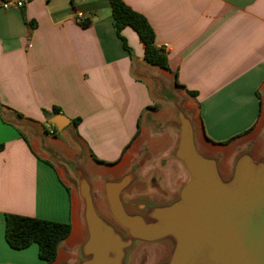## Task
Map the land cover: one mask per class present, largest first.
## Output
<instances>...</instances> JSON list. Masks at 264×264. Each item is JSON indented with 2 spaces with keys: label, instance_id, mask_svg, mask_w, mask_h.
<instances>
[{
  "label": "crops",
  "instance_id": "1",
  "mask_svg": "<svg viewBox=\"0 0 264 264\" xmlns=\"http://www.w3.org/2000/svg\"><path fill=\"white\" fill-rule=\"evenodd\" d=\"M123 1L146 17L158 48L169 46V69L145 61L130 27L122 31L125 48L108 0L0 8V264H42L37 244L8 245L7 214L70 223L52 264H71L81 200L61 159L77 161L96 193L144 154L141 176L158 170L176 140L172 96L191 117L201 150L226 168L240 150L263 154L264 0ZM57 115L70 122L58 129ZM161 173L172 192L184 180L176 163Z\"/></svg>",
  "mask_w": 264,
  "mask_h": 264
},
{
  "label": "water",
  "instance_id": "2",
  "mask_svg": "<svg viewBox=\"0 0 264 264\" xmlns=\"http://www.w3.org/2000/svg\"><path fill=\"white\" fill-rule=\"evenodd\" d=\"M169 101L175 144L147 176L144 154L96 193L77 161L61 159L81 200L83 231L71 264H134L146 249L156 252L151 264H264V151L240 150L226 168L201 150L179 100ZM64 119L70 122L57 115L51 123L61 129ZM172 163L184 173L174 192L161 173Z\"/></svg>",
  "mask_w": 264,
  "mask_h": 264
},
{
  "label": "trees",
  "instance_id": "3",
  "mask_svg": "<svg viewBox=\"0 0 264 264\" xmlns=\"http://www.w3.org/2000/svg\"><path fill=\"white\" fill-rule=\"evenodd\" d=\"M115 21L117 35L128 48L122 31L126 27L132 28L144 44V59L147 63L169 69L168 59L164 50L155 44V32L142 14L132 10L123 0H108ZM85 25V23L83 24ZM195 96L194 92L190 93ZM60 110L54 108V114ZM79 122L75 121L77 125ZM3 146H0V150ZM97 162H101L95 158ZM5 238L8 245L15 250L28 248L32 244L38 245V256L42 264H52L58 257L60 244L71 234L70 223H58L20 215L7 214L5 217Z\"/></svg>",
  "mask_w": 264,
  "mask_h": 264
},
{
  "label": "built area",
  "instance_id": "4",
  "mask_svg": "<svg viewBox=\"0 0 264 264\" xmlns=\"http://www.w3.org/2000/svg\"><path fill=\"white\" fill-rule=\"evenodd\" d=\"M28 1L30 0H0V8L4 10L20 9L24 7ZM75 20L80 25L85 23V18L81 13L76 15ZM168 47L169 46L167 44H164L161 49L165 51Z\"/></svg>",
  "mask_w": 264,
  "mask_h": 264
},
{
  "label": "rangeland",
  "instance_id": "5",
  "mask_svg": "<svg viewBox=\"0 0 264 264\" xmlns=\"http://www.w3.org/2000/svg\"><path fill=\"white\" fill-rule=\"evenodd\" d=\"M155 250L154 249H146L139 253L134 260V264H151L155 258ZM69 256V254H67ZM66 264V263H64Z\"/></svg>",
  "mask_w": 264,
  "mask_h": 264
},
{
  "label": "bare ground",
  "instance_id": "6",
  "mask_svg": "<svg viewBox=\"0 0 264 264\" xmlns=\"http://www.w3.org/2000/svg\"><path fill=\"white\" fill-rule=\"evenodd\" d=\"M79 234H80V227L79 225L77 224L75 226V230H74V233H73V236H72V239H71V242H74L78 237H79ZM66 255H64L63 253L61 254V261L62 259L65 257Z\"/></svg>",
  "mask_w": 264,
  "mask_h": 264
}]
</instances>
